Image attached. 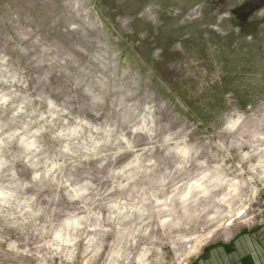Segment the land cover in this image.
Segmentation results:
<instances>
[{
    "label": "rangeland",
    "instance_id": "obj_1",
    "mask_svg": "<svg viewBox=\"0 0 264 264\" xmlns=\"http://www.w3.org/2000/svg\"><path fill=\"white\" fill-rule=\"evenodd\" d=\"M246 1L0 0V264H264V2ZM57 132L95 146L80 174L112 189L95 256L55 227L88 207L57 161L54 189L19 187L34 170L12 157ZM185 154L163 192L146 182ZM174 192L194 212L147 214Z\"/></svg>",
    "mask_w": 264,
    "mask_h": 264
},
{
    "label": "clouds",
    "instance_id": "obj_2",
    "mask_svg": "<svg viewBox=\"0 0 264 264\" xmlns=\"http://www.w3.org/2000/svg\"><path fill=\"white\" fill-rule=\"evenodd\" d=\"M99 99V98H97ZM20 111H23L21 107ZM18 115L17 111H13L11 113L10 119L15 121ZM38 124V120H31L30 124L27 126ZM7 126V125H5ZM26 126V127H27ZM24 131V129H21ZM44 128L41 126L38 128L36 133H29V135H39L40 132H43ZM61 137L67 142L52 144L51 146L45 145H34V151L31 153L21 152L12 157V161L19 160L23 156H28L27 163L34 170V174H32L29 180L26 183L20 184V188H29L32 186H37L40 190L53 188V173L52 168L49 165L52 161H57L56 171L64 175L67 181H70L73 184L77 185V191L80 193V197L83 200L84 204H87V208H81L78 210H74L66 213L69 217L74 219H69L63 223L56 225L55 227H59L61 231H67V243L70 245H76L78 241H86L85 254L88 252L92 253V256H95L100 251V241L105 233L109 232L111 229L102 227V221L100 219L101 211L108 210L112 208V204L110 203L108 197L109 192L112 191L111 188L107 189H98L95 184L91 182L89 174L87 171L84 174H80L81 169H87L88 162L92 161L95 156V146L91 148H85L83 144H77L70 135L65 136L63 132L53 133L50 139L52 141L60 140ZM171 137H165L163 139V143L161 146L168 144ZM9 142V138H4V145L7 148ZM175 149H168V152H173ZM101 155H103L101 153ZM167 155V153H166ZM8 159L3 160V166L8 167L12 162ZM187 163V155H184V160L182 163H177L175 168L172 171H169L168 168H165L161 163L158 167L157 162H152L149 167L145 169V180L151 185L155 186L156 191L163 192L164 186L168 184L171 179L172 172L177 169H182ZM97 167H102V163L98 164ZM62 170H64L62 172ZM61 186H64V181H60ZM8 185H6L7 187ZM11 187L15 188L17 185L13 184ZM177 189L181 186L176 185ZM212 189L209 188V192ZM200 195H208V193H201ZM59 197L55 194L48 197L50 200H57ZM199 197L196 194H193L192 199L181 198L177 193L174 192V195L170 199H166L162 202V207L155 208L152 205V201L155 199V194L152 193L150 196L143 198L142 204L147 206V214H150L152 211H160L171 213L173 216L179 214L181 218L188 215L190 212H194L193 204L196 199ZM69 199L75 200L76 197L71 196V192L69 191ZM173 201H176L175 205ZM6 203H10L6 201ZM15 207V204L11 205ZM95 207L96 211H93L92 208ZM43 211L42 208L37 209V212L33 215H39L40 212ZM56 211H60L59 208ZM78 211H83V214L78 215ZM7 215V213H6ZM123 219H128L127 216L123 217ZM23 223V222H21ZM103 223L116 224L122 223L119 219H114L111 211L107 212V215L104 217ZM53 227L50 230H55ZM91 229V232H90ZM127 231V229H124ZM95 248V251L92 249ZM75 248H72V253L69 256V259L74 257Z\"/></svg>",
    "mask_w": 264,
    "mask_h": 264
},
{
    "label": "flooded vegetation",
    "instance_id": "obj_3",
    "mask_svg": "<svg viewBox=\"0 0 264 264\" xmlns=\"http://www.w3.org/2000/svg\"><path fill=\"white\" fill-rule=\"evenodd\" d=\"M264 2V0H247L245 2V8L246 9H251L253 7H256V6H259V5H262ZM254 258H255V261H257V257L254 255Z\"/></svg>",
    "mask_w": 264,
    "mask_h": 264
},
{
    "label": "crops",
    "instance_id": "obj_4",
    "mask_svg": "<svg viewBox=\"0 0 264 264\" xmlns=\"http://www.w3.org/2000/svg\"><path fill=\"white\" fill-rule=\"evenodd\" d=\"M196 4H199V3H197V2H196V3H195V4H193V5H194V6H196ZM200 6H201V5H200Z\"/></svg>",
    "mask_w": 264,
    "mask_h": 264
}]
</instances>
